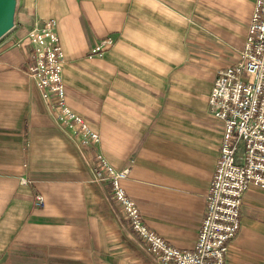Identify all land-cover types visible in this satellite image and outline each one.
Listing matches in <instances>:
<instances>
[{
    "label": "crops",
    "instance_id": "0c3cea01",
    "mask_svg": "<svg viewBox=\"0 0 264 264\" xmlns=\"http://www.w3.org/2000/svg\"><path fill=\"white\" fill-rule=\"evenodd\" d=\"M254 3L16 0L0 37V264H158L110 183L94 180L98 154L129 169L122 185L148 229L195 247L223 136L208 98L239 58ZM50 19L65 102L99 142L73 135L27 72L29 33ZM226 264H264V189L244 192Z\"/></svg>",
    "mask_w": 264,
    "mask_h": 264
},
{
    "label": "built area",
    "instance_id": "2783aa9c",
    "mask_svg": "<svg viewBox=\"0 0 264 264\" xmlns=\"http://www.w3.org/2000/svg\"><path fill=\"white\" fill-rule=\"evenodd\" d=\"M29 38L33 50L27 72L43 97L56 100L59 117L73 135L85 143L99 142V134L65 102L64 52L54 20L33 27ZM208 103L223 125V136L206 215L192 250H179L148 229L122 185L129 169L118 170L104 155H97L94 180L110 183L133 230L149 244L147 252L158 264H226L229 244L240 226L244 192L252 186L264 189V0H255L245 45L234 64L218 70ZM35 205H44L41 194Z\"/></svg>",
    "mask_w": 264,
    "mask_h": 264
},
{
    "label": "water",
    "instance_id": "95a60500",
    "mask_svg": "<svg viewBox=\"0 0 264 264\" xmlns=\"http://www.w3.org/2000/svg\"><path fill=\"white\" fill-rule=\"evenodd\" d=\"M11 3V11L8 16L7 9ZM16 9V0H0V37L8 32L14 25V14Z\"/></svg>",
    "mask_w": 264,
    "mask_h": 264
},
{
    "label": "bare ground",
    "instance_id": "6f19581e",
    "mask_svg": "<svg viewBox=\"0 0 264 264\" xmlns=\"http://www.w3.org/2000/svg\"><path fill=\"white\" fill-rule=\"evenodd\" d=\"M10 11H11V3L9 4V6H8V9H7V14H6V16H8L9 14H10ZM1 31V30H0Z\"/></svg>",
    "mask_w": 264,
    "mask_h": 264
}]
</instances>
